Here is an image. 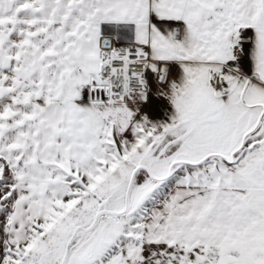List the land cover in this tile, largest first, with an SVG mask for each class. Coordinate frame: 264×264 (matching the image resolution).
Segmentation results:
<instances>
[{
    "label": "snow or ice",
    "instance_id": "snow-or-ice-1",
    "mask_svg": "<svg viewBox=\"0 0 264 264\" xmlns=\"http://www.w3.org/2000/svg\"><path fill=\"white\" fill-rule=\"evenodd\" d=\"M0 264H264V0H0Z\"/></svg>",
    "mask_w": 264,
    "mask_h": 264
}]
</instances>
